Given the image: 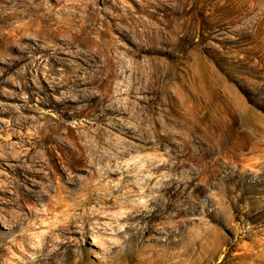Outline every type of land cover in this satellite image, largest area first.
Segmentation results:
<instances>
[{
	"label": "rangeland",
	"instance_id": "obj_1",
	"mask_svg": "<svg viewBox=\"0 0 264 264\" xmlns=\"http://www.w3.org/2000/svg\"><path fill=\"white\" fill-rule=\"evenodd\" d=\"M0 264H264V0H0Z\"/></svg>",
	"mask_w": 264,
	"mask_h": 264
},
{
	"label": "bare ground",
	"instance_id": "obj_2",
	"mask_svg": "<svg viewBox=\"0 0 264 264\" xmlns=\"http://www.w3.org/2000/svg\"><path fill=\"white\" fill-rule=\"evenodd\" d=\"M144 215V213H143ZM88 216H86L83 212L71 216H68L62 224L58 226V232L61 234H73L76 233L75 227L79 230H82L85 227V223L88 221ZM77 223H80V225H77ZM82 233V232H80ZM214 256L216 254H213Z\"/></svg>",
	"mask_w": 264,
	"mask_h": 264
}]
</instances>
